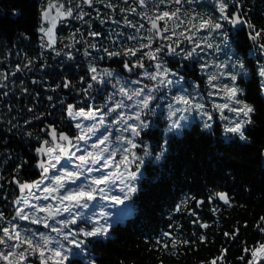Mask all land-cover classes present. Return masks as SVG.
Returning a JSON list of instances; mask_svg holds the SVG:
<instances>
[{
    "label": "trees",
    "instance_id": "1",
    "mask_svg": "<svg viewBox=\"0 0 264 264\" xmlns=\"http://www.w3.org/2000/svg\"><path fill=\"white\" fill-rule=\"evenodd\" d=\"M48 1L0 0V212L4 218L15 214L14 203L19 192L14 181L21 183L22 179H27L30 154L47 137L42 133L43 128L51 125L76 135L75 126L66 114L67 106L85 110L89 106L99 107L98 102L105 96L98 83L90 80L89 64L108 66L111 70L117 63L107 65V61L123 59V55L109 59L89 45L123 52L125 47L140 43L126 39L129 34H137L139 28L137 13L141 12L136 0L131 5L123 0H93V9L84 11L82 20L76 19L69 32L59 33L53 46L55 50L48 48L47 38L42 40L43 34L38 31L44 24L42 10ZM236 2L242 6L241 14L246 19L257 29L264 28V0ZM109 4L113 7L108 9ZM203 5L206 11L199 12ZM159 7L161 11L180 7L182 13L194 11L213 19L219 15L211 0L182 5L166 3ZM132 8L137 12H132ZM233 8L234 5H230L229 11ZM143 9L149 15L155 11L152 3ZM125 18L137 28L126 27ZM147 28L146 22L144 32ZM225 28L232 38L231 26L225 25ZM91 29L101 35L92 37L88 32ZM104 29L109 32H101ZM122 30V42L113 45L109 38H115ZM247 31L244 29L239 35L235 48L251 72L248 79L240 80L245 92L243 99L256 109L253 123L246 132L248 140L225 137L219 123L211 132L194 124L181 136L169 134L166 159L159 164H145L140 190L133 199L132 215L125 223L113 225L109 238L89 241L88 256L95 264H210L222 255L221 249H227L224 264H247L250 255H245L242 249L264 242V233L256 227L264 228L261 221L264 217V96L256 75L257 61L261 58L247 50L250 41ZM86 49L92 57L84 56ZM95 54L104 59H98ZM144 63L145 67H151L149 61ZM65 82L69 83L68 88L64 87ZM89 83L91 88H88ZM162 134L163 130L157 128L144 133L157 138L154 149L158 150ZM221 192L228 194L230 205H222L218 199L209 202L210 195ZM189 197L196 199H188L186 207L176 212L177 204ZM199 200L204 204L197 208ZM193 209L196 216L189 214ZM195 220L199 223H193ZM200 224L209 227L201 228ZM236 230L238 235L234 240L224 235ZM163 232H171L173 239L195 243H177L173 249L172 240L162 238L157 244ZM202 235L206 242L200 241ZM163 243H168L169 248L164 249ZM241 256L244 260L239 259ZM74 264L91 262L78 257L74 258ZM217 264H221L219 259ZM260 264H264V260Z\"/></svg>",
    "mask_w": 264,
    "mask_h": 264
},
{
    "label": "snow or ice",
    "instance_id": "2",
    "mask_svg": "<svg viewBox=\"0 0 264 264\" xmlns=\"http://www.w3.org/2000/svg\"><path fill=\"white\" fill-rule=\"evenodd\" d=\"M83 2L91 6L93 0H83ZM195 2L196 0H138L141 8H147L148 4L152 3L155 9L152 15H149L147 11L137 13L150 24V27L145 30L146 35H139V29L144 28L143 24L137 28V25L132 24L127 18L124 20L126 27L137 28V34H129L126 39L140 41V43L135 47H125L123 52L109 51L108 48L98 47L96 44L89 45L97 52H103L109 59L122 55L128 57L129 59L123 61L124 70L127 73L136 74L140 78L128 79L124 83H120L123 78L112 70L103 69L101 72L94 64H89L90 80L98 84H111L112 78L115 77L116 84H113V88L116 91L106 98L105 104L101 107L89 106L85 110L84 108L77 109L75 105L67 106V116L72 121H77L75 127L80 130L74 139L65 133L58 134L55 127L49 126L50 131L45 129L50 140H42L41 146L35 149L39 157L37 167L41 170V178L30 184L16 181L20 191L22 193L26 191L27 196H22L15 201V204L20 207L16 209L13 220L27 221L31 225H40L49 231L37 232L32 228L22 227L19 223L13 224L9 221L8 227L0 228V233H2L0 246H3L0 248L2 264H31L32 258L39 264H74V258L86 250L89 238H109L113 227L110 222L111 213L104 210L107 205L93 202L99 200L125 206H127L126 202L130 204L140 190L139 182L144 177L143 169L146 159L157 164L163 162L168 153L169 134L183 131L188 122V117L183 113L195 112L201 118L202 129L209 132L213 129L216 119H219L223 122L222 129L225 137L234 136L241 141L248 140L246 132L249 125L253 123L256 109L243 99L244 89L237 82L247 77L249 72L243 57L231 49L225 25H230L233 29L246 28L248 39L252 44V53L260 57H264V42H262L264 28L257 29L249 19L245 18V15L241 14L242 6L236 0H211L214 10L219 13L215 19L210 15H201L194 11L182 13L180 7L171 11H161L159 7L166 3L182 5ZM230 5H234L231 12L229 11ZM63 7L62 4L57 7L49 3L47 8L42 10V20L49 23L50 27L41 26L38 31L43 33L42 40L47 38L48 48H53L57 42L53 29L58 17L83 19V13L73 16L71 8L61 11ZM108 7L112 8L113 5L109 4ZM53 8H56L55 16L51 15ZM131 11L137 12L136 8H132ZM113 23L119 22L113 21ZM200 33H204V35H200ZM89 35L97 37L101 33L89 32ZM123 36L124 34L119 32L116 33L115 38L110 37L109 39L115 45L122 42L120 38ZM174 37L176 39H173ZM181 37L183 39H180ZM213 37L219 42H211ZM163 41H171V43L165 44ZM185 41L191 47H181ZM154 44L156 47H153ZM209 49L211 52L207 51ZM53 50L55 49L53 48ZM56 54L60 55L59 52ZM219 54H223L226 61L213 60L212 63H208V59ZM84 56L89 57L91 53L86 49ZM165 57L175 58L180 68H183L185 61L198 62L202 74L206 76L209 89L206 95L219 97L224 102L213 101L210 106L211 110H209V106L203 102V95L198 91L199 84L192 83L191 87L194 92L189 93L183 84L184 77L180 75L179 69H170ZM68 58L72 59L71 55H68ZM98 59L102 60L104 56H100ZM145 60L150 62L153 71L150 72L145 68ZM137 68L142 71L135 73L134 70ZM209 68L214 71L209 73ZM17 71H20L19 66H17ZM256 75L260 81L261 95L264 96V63L260 61H257ZM3 78L7 79V75L3 74ZM144 79L154 83L145 84L143 83ZM224 80L229 83H223ZM132 85L139 87H131ZM177 86L182 93L186 94L174 97L173 102L167 105V119L170 122L163 131L159 151L153 155L151 145L142 140L138 143L137 139L149 127L150 120L145 118L155 114L153 101L157 99L159 92L165 90L170 92L172 87ZM64 87L68 88L69 83L65 82ZM91 87L92 84L89 83L88 88ZM84 91L87 93V89ZM48 99L51 100V97ZM127 101L132 103L129 104ZM176 105H180V107H176ZM226 111L232 115H226ZM113 113L115 116L112 115ZM108 117H112V119L109 121ZM81 119L90 120L93 123L83 125L79 122ZM109 124L112 127L118 126L117 131L121 134L113 138ZM100 128H104L105 132L97 136L96 142L91 144L92 151H89L87 147L82 148L80 142L83 141V144L87 145L88 141L100 131ZM137 148L142 150V155L137 154L135 151ZM81 151L85 154L77 156L76 153ZM118 154L120 155L119 160L116 159ZM73 158L79 163H75ZM61 160L65 161L62 165ZM58 165H60L59 168H57ZM133 168H135L134 171ZM52 170L56 171L50 174ZM93 172L99 173V175H91ZM41 185H44L42 189ZM33 189L42 190L45 195L37 197L32 191ZM116 192L119 194L114 195L113 193ZM29 197L37 200L51 199L56 203L33 204ZM188 199L195 200L196 198L189 197L181 201L177 204L175 211L180 212L182 208H185ZM213 199H219L225 205L231 204L227 193L210 195L209 202ZM203 204L204 201L199 200L196 202V207L199 208ZM96 207H100L99 213L95 211ZM87 209H91V211L86 212ZM128 210L131 213L132 209ZM212 211L215 212L216 209H212ZM41 212L46 215L40 216ZM189 214L196 216L197 212L193 209ZM3 218V213L0 212V220ZM261 221H264V217H261ZM193 223H199V221L195 220ZM73 225L78 226L74 228ZM169 227L171 228L172 225ZM200 227L206 229L209 225L200 224ZM256 227L258 231L264 233V228L259 225ZM224 235L234 240L238 235V230L231 235L229 233H224ZM162 238L171 239L173 249L177 243L183 245L195 243L194 241L173 239L171 232H163L161 239H157L156 243L160 244ZM200 241L206 242V237L202 235ZM163 248L168 249V243H163ZM242 251L245 255H250L247 264H260V261L264 260V242H258L257 245L251 247L245 246ZM221 253L222 255L214 258L210 264H217V259L221 264H224V255L227 253V249H221ZM172 254L175 255V252ZM239 259L244 260V256ZM91 264H95V261L92 260Z\"/></svg>",
    "mask_w": 264,
    "mask_h": 264
},
{
    "label": "rangeland",
    "instance_id": "3",
    "mask_svg": "<svg viewBox=\"0 0 264 264\" xmlns=\"http://www.w3.org/2000/svg\"><path fill=\"white\" fill-rule=\"evenodd\" d=\"M201 2L202 0H196V2ZM205 1V0H204ZM170 7V6H169ZM206 11V6L203 5L202 7H200V11L199 12H205ZM200 35H204V33H200ZM55 37V36H54ZM46 38V37H45ZM176 39V37L174 38ZM183 39V38H182ZM211 42H219L218 40H216L215 37L211 38ZM168 43H171V41H168ZM229 43H230V46H231V49L235 50V46L233 45L232 43V38L229 37ZM167 44V43H166ZM181 47H191V45H188L187 44V41H185L183 44H181ZM179 51V49H178ZM199 51V50H198ZM209 52H211V50H207ZM251 53V52H249ZM203 55V54H202ZM251 55V54H250ZM241 56V55H240ZM242 57V56H241ZM165 60H166V63H167V66L170 68V69H173V70H176V69H179V72H180V75H182L184 77V81H183V84L184 86L187 88V91L189 93H193L194 90L193 88L191 87V84L192 83H195V84H199V89L198 91L203 95V102L209 106V110H211V104L213 101H215L216 103H223L224 101L222 99H220L219 97H208L206 95L207 91L209 90L208 87H207V83H206V76H204L202 74V70L201 68L199 67V63L198 62H190V61H185L184 62V66L183 68H180V65L179 63L177 62V60L175 58H172V57H165ZM213 60H217V61H226V58L223 56V54H219L218 56H213L211 57L210 59H208V63H212ZM259 60V59H258ZM261 63H264V57H261V59L259 60ZM186 64H193V68H190L187 70L186 68ZM246 65V63H245ZM192 67V66H191ZM247 67V66H246ZM148 71H153V68L152 67H145ZM248 69V72H249V75L247 77H245V79H248L250 76H251V72H250V69L249 67H247ZM142 70H140L141 72ZM212 71H214V69L212 68H209L208 69V72L211 73ZM115 72V71H113ZM116 73V72H115ZM197 76V77H196ZM121 77V76H120ZM140 78V77H139ZM130 79V78H128ZM127 78H123L120 83H124L125 81L128 80ZM138 78H132L131 80H136ZM143 83L145 84H153L154 82L152 81H148L146 79L143 80ZM223 83H229V81L227 80H224ZM240 86V81L237 82ZM113 84H116V78L113 77L112 78V83L111 84H98L99 88H100V92H103L105 91V96L102 100H100L98 102V105L99 107L103 106L106 102V98L108 96H110L114 91H116V89L113 88ZM131 87H139L138 85H132ZM241 87V86H240ZM96 88V87H95ZM167 93V94H166ZM186 93H182L180 91V88L179 86L177 87H172L171 88V91L168 92L167 90L165 91H161L159 92L158 96H157V99L153 101V106H155V114L148 117V118H145V119H149L150 120V124H149V127L148 129L145 131V132H142L141 133V136L137 139V142L139 143L141 140L146 143V144H150L151 145V150L153 152V155H155L156 152H158L159 150L158 149H154V145H156V141H157V138L155 137H151V136H145L144 133H147L149 132L150 130H152L153 128H157L159 130H165L166 126L168 125V123L170 122L168 119H167V112H168V109H167V105L171 102H173V98L176 97V96H179V95H184ZM117 99H120V97H117ZM127 103H132L131 101H127ZM176 107H180V105H176ZM185 116L188 117V122L185 124V127L183 129L182 132H179V133H176V135L178 136H181L184 131L186 129H190L194 124H198L200 127L202 125V121H201V118L195 113V112H191V113H183ZM226 115H229L231 116L232 114L231 113H228L227 111L225 112ZM113 116H115V113L112 114ZM178 115H180V113H178ZM215 115V114H214ZM143 118V117H142ZM109 121L112 119V117H108L107 118ZM71 120V119H70ZM74 126H75V123H77V121H72ZM80 123H82L83 125H90L93 123V121H90V120H83L81 119V121H79ZM131 123V122H130ZM216 123H219L220 125V128H221V131L223 133V129H222V121H220L219 119H216V122L215 124L213 125V127L216 125ZM109 128L112 132V137L115 138L116 136L120 135L121 133L119 131H117V127H112L110 124H109ZM202 128V127H201ZM76 129V132H77V135L79 134L80 130ZM105 130L104 128H100V131L96 133V136H93L91 140L88 141V144L90 142V145L88 146L87 145H84L83 144V141L80 142V145L82 148L84 147H87L88 146V150L89 151H92L91 149V144L96 142V137L97 136H100L101 133H104ZM106 134V133H105ZM124 135H129L128 133H123ZM224 134V133H223ZM225 136V135H224ZM241 141V140H240ZM242 142H245V141H242ZM75 151V149L73 150ZM135 151L137 152L138 155H142V150L140 148H137L135 149ZM81 153H83V151L81 152H77L76 155L79 156ZM75 159V158H73ZM116 159L119 160L120 159V155L118 154L116 156ZM65 161L62 162L61 160V165L64 164ZM75 162V161H74ZM153 163L151 160H147L145 161V164L146 163ZM75 163H79V161H76ZM153 164H157V163H153ZM159 164V163H158ZM60 165L57 166V168H59ZM110 170V169H109ZM133 171L135 170V168L132 169ZM56 170H54L53 172H55ZM52 172V173H53ZM91 175H99V173H96V172H93ZM47 183V182H46ZM79 183V181H78ZM140 184V182H139ZM44 187V185H41V189ZM33 192L35 193V195L37 197H43L45 195V193L41 190V191H37L36 189L33 190ZM114 195L115 194H119L118 192L116 193H113ZM22 196H27V193H24V194H21L20 196H18L17 199H20ZM30 199V202L33 203V204H38V205H46V204H55L56 201L54 200H43L42 198L41 199H32L31 197H29ZM134 199V198H133ZM93 203H96V204H100V203H103L105 205H107L105 209V211H108L109 213H111V219H110V222L113 224V225H116L118 223H123L125 222V220L127 219V217H129L130 215H132V211L131 213H129V208L132 209V206H133V201L128 204V202H126V205H118V204H112L111 202H100L99 200L96 201V202H93ZM115 206H122L120 211H114L113 208H115ZM20 207V205H16L14 203V210L16 212V209ZM109 207V209H108ZM27 211V209H26ZM86 212L88 211H91V209H87L85 210ZM95 211L97 213H99L101 211L100 207H96ZM15 214L7 217V218H3V220H0V225H2L1 227H8L9 226V221L13 224L15 223H19L22 227H29V228H32L34 230H36L37 232H48L49 230L48 229H44L42 226L40 225H31L29 224L27 221H19V220H13V216ZM40 216H44L46 215V213H39ZM60 219H62L63 217H58ZM103 222V221H101ZM78 225H73V227H77ZM85 227H90L88 225H84ZM0 235H2V233H0ZM52 235H55V233H52ZM110 236H111V231H110ZM109 236V237H110ZM94 239H103V238H89L88 240V243L86 245V250L80 255L78 256L79 258H81L83 261L87 262V263H90L91 262V259H89V256H88V246L90 244V240H94ZM3 246H0V248H2ZM78 257H75V258H78ZM261 262V261H260ZM0 264H2V262H0ZM31 264H39V262L37 260H35L34 258H32L31 260Z\"/></svg>",
    "mask_w": 264,
    "mask_h": 264
},
{
    "label": "flooded vegetation",
    "instance_id": "4",
    "mask_svg": "<svg viewBox=\"0 0 264 264\" xmlns=\"http://www.w3.org/2000/svg\"><path fill=\"white\" fill-rule=\"evenodd\" d=\"M123 2L126 4V5H128V4H132V2H133V0H127V2H125L124 0H123ZM136 2H137V9H138V11H140L141 13H143V8H141L140 6H139V3H138V0H136ZM49 3H51V4H53V5H56L57 7H59V5H63L64 7H63V9H61V11H66L68 8H71L72 10H73V16H76L77 14H80V13H84V11H86V10H92L93 9V7H92V5L91 6H89L87 3H84L83 2V0H49L48 1V4L44 7V9H46L47 8V6L49 5ZM79 5V7H77ZM110 7H108V9H109ZM95 9V8H94ZM233 9H231V11H232ZM230 11V12H231ZM113 12V11H112ZM56 14V8H54V11H53V13H52V15H55ZM85 15V14H84ZM111 16V15H110ZM109 16V17H110ZM111 19L113 18V17H110ZM138 24L140 25V24H143L144 25V23H145V25H146V22H147V25H148V28L150 27V24L148 23V21L147 20H144V18H142V16L140 15V16H138ZM74 22H76V19H73V18H67V19H65V18H62V17H58L57 18V23H56V26H55V28L53 29V33H54V36H56V41H57V39H59V33L60 32H69V28L71 29L72 27V24L74 23ZM43 27H45V28H48V27H50V25H49V23H45L44 22V24H43ZM88 32H95L93 29H91V30H89ZM101 32H109L108 30H101ZM121 32H124L123 30L121 31ZM232 33V39H233V42L235 43H233V45L235 46L236 44H237V41H239V35L240 34H242L243 32L242 31H240V32H236V33H234L233 31L231 32ZM43 34V33H42ZM143 34H146V31L144 32V30L143 29H139V35H143ZM166 41H163V43H165ZM153 47H156V45L154 44L153 45ZM235 50H236V48H235ZM247 50L249 51V52H252V44H251V41H249V43H248V47H247ZM94 56H98V57H100V55L99 54H95ZM90 57H92V56H90ZM258 57L259 58H261L259 55H258ZM94 59V58H93ZM127 58L126 57H124L123 56V59H119V60H113L112 62H114V63H112V62H108L107 61V65H109V64H115V63H117V65L116 66H121V68L120 67H116V66H114L111 70L112 71H115L116 72V74H118L119 76H121L122 78H130V79H132V78H139L136 74H132V73H127L125 70H124V68H123V61L124 60H126ZM146 61V60H145ZM148 62V61H147ZM95 65V64H94ZM187 65V64H186ZM97 68H98V70H100L101 72L103 71V69H110L108 66H106V67H104V66H100V65H95ZM192 66V67H191ZM189 68H193V64H190V66H188ZM139 68H137V70H138ZM137 70H134L135 71V73H139ZM197 77V76H196ZM105 79H108V78H106L105 77ZM250 127H251V125H249ZM59 132H67V131H65V130H58ZM70 136H77V135H75L74 133L72 134V133H70V132H67ZM45 139H48L47 137H44L42 140H45ZM49 140V139H48ZM40 144H41V142H40ZM90 145V142H89V144H88V146ZM88 146H87V148H88ZM38 147V145L35 147V148H37ZM35 148H32V149H35ZM74 150V149H73ZM83 154H85L84 152L83 153H81L80 155H83ZM31 155V162L28 164V166H29V168H28V173H27V179H22L21 180V183H32V182H34V181H36V180H40V178H41V174H39L37 171H35V170H33L32 168H33V166L35 165V163L38 161V157H37V155L36 154H33V153H31L30 154ZM75 162H76V160L75 159H73ZM64 160H62V162H63ZM54 170H52V172H53ZM52 172H50V174H52ZM33 190H35V189H33ZM32 190V191H33ZM121 207L122 206H115V208H113L114 209V211H120V209H121ZM108 209H109V207H108ZM105 210H107V209H105ZM108 212V211H107Z\"/></svg>",
    "mask_w": 264,
    "mask_h": 264
},
{
    "label": "water",
    "instance_id": "5",
    "mask_svg": "<svg viewBox=\"0 0 264 264\" xmlns=\"http://www.w3.org/2000/svg\"><path fill=\"white\" fill-rule=\"evenodd\" d=\"M125 1V0H124ZM53 11H54V8H53V10H52V13H53ZM52 13H51V15H52ZM53 16H55V15H53ZM50 25V24H49ZM244 29H246V28H238V29H233L232 28V31L234 32V33H236V32H240V31H243ZM49 126H51V125H47V126H45V128H43V130H42V133L43 134H46V136H47V138L50 140V136L47 134V132L45 131V129H48V131H50V128H49ZM52 127H54V126H52ZM57 130V129H56ZM57 133L59 134V133H65V134H67L70 138H75L76 136H70L67 132H59L58 130H57ZM74 142H75V140H74ZM41 146V144L38 146V147H40ZM33 154H36V152L35 151H33ZM37 155V154H36ZM38 157V156H37ZM38 159H39V157H38ZM38 162V161H37ZM37 162L35 163V165L33 166V170H35V171H37L39 174H41V170L37 167ZM16 181L17 180H15L14 181V185H15V187L17 188V190H18V192L20 193V194H24V193H27L26 191L24 192V193H22L21 191H20V188H19V185L16 183ZM36 181H38V180H36ZM30 184V183H29ZM224 193H226V192H224ZM221 203L222 204H224V202L223 201H221Z\"/></svg>",
    "mask_w": 264,
    "mask_h": 264
}]
</instances>
